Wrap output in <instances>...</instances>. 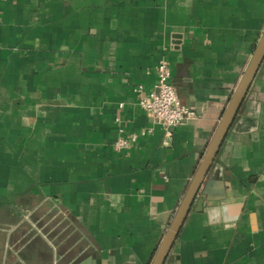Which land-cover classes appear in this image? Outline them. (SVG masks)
Returning a JSON list of instances; mask_svg holds the SVG:
<instances>
[{
    "label": "crops",
    "instance_id": "1",
    "mask_svg": "<svg viewBox=\"0 0 264 264\" xmlns=\"http://www.w3.org/2000/svg\"><path fill=\"white\" fill-rule=\"evenodd\" d=\"M263 29L264 0H0V264H149ZM161 58L199 115L170 137L137 105ZM203 188L169 263L264 264V61Z\"/></svg>",
    "mask_w": 264,
    "mask_h": 264
},
{
    "label": "water",
    "instance_id": "2",
    "mask_svg": "<svg viewBox=\"0 0 264 264\" xmlns=\"http://www.w3.org/2000/svg\"><path fill=\"white\" fill-rule=\"evenodd\" d=\"M264 61V29L259 36L249 61L239 79L233 93L231 94L217 126L205 148L199 164L184 192V195L166 229L149 264H171L169 256L172 246L189 214L195 199L204 191L206 178L215 161V158L223 145L227 134L244 102L251 84ZM87 262H89L87 260Z\"/></svg>",
    "mask_w": 264,
    "mask_h": 264
},
{
    "label": "built area",
    "instance_id": "3",
    "mask_svg": "<svg viewBox=\"0 0 264 264\" xmlns=\"http://www.w3.org/2000/svg\"><path fill=\"white\" fill-rule=\"evenodd\" d=\"M136 95L139 108L148 114L153 124L158 126L166 137H170L172 131L184 122L199 118L196 111L180 102L171 83L169 62L165 58H161L155 65V81L152 89L144 92L138 87ZM152 132V128H146L139 133H126L123 129H118L113 148L117 151L128 149L140 138Z\"/></svg>",
    "mask_w": 264,
    "mask_h": 264
}]
</instances>
